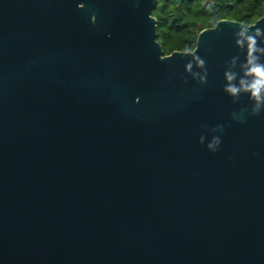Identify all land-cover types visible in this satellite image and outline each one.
<instances>
[{
    "label": "water",
    "instance_id": "obj_1",
    "mask_svg": "<svg viewBox=\"0 0 264 264\" xmlns=\"http://www.w3.org/2000/svg\"><path fill=\"white\" fill-rule=\"evenodd\" d=\"M157 3L0 0V264H264V108L224 91L264 13L165 54Z\"/></svg>",
    "mask_w": 264,
    "mask_h": 264
},
{
    "label": "trees",
    "instance_id": "obj_2",
    "mask_svg": "<svg viewBox=\"0 0 264 264\" xmlns=\"http://www.w3.org/2000/svg\"><path fill=\"white\" fill-rule=\"evenodd\" d=\"M263 13L264 0H158L152 11L165 54L193 49L199 31L221 18L251 24Z\"/></svg>",
    "mask_w": 264,
    "mask_h": 264
},
{
    "label": "clouds",
    "instance_id": "obj_3",
    "mask_svg": "<svg viewBox=\"0 0 264 264\" xmlns=\"http://www.w3.org/2000/svg\"><path fill=\"white\" fill-rule=\"evenodd\" d=\"M236 45L241 49H246L245 62L240 64L241 74L233 71L237 67L239 57H233L229 62L228 70L225 72L227 81L224 91L230 94L234 99H238L241 93H247L254 102L251 109L253 115L260 113L264 108V30L257 28L255 32H250L248 28L242 27L235 34ZM185 52L192 53V49H185ZM193 61L195 65L205 70V61L198 55H193L192 60L186 65V71L189 72L194 79H198L200 83L206 82L207 72L204 75L199 72H193ZM216 129H213L215 131ZM204 142V137H200V143ZM220 140L213 137L207 145L208 149L215 152Z\"/></svg>",
    "mask_w": 264,
    "mask_h": 264
}]
</instances>
